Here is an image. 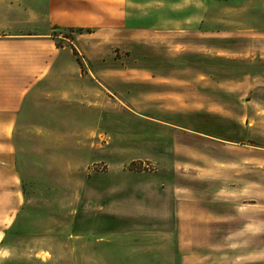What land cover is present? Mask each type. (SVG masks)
I'll return each mask as SVG.
<instances>
[{"label": "rangeland", "instance_id": "374dc122", "mask_svg": "<svg viewBox=\"0 0 264 264\" xmlns=\"http://www.w3.org/2000/svg\"><path fill=\"white\" fill-rule=\"evenodd\" d=\"M215 1L0 0L1 32L59 51L50 89L0 115V264L264 245V0Z\"/></svg>", "mask_w": 264, "mask_h": 264}, {"label": "crops", "instance_id": "0c3cea01", "mask_svg": "<svg viewBox=\"0 0 264 264\" xmlns=\"http://www.w3.org/2000/svg\"><path fill=\"white\" fill-rule=\"evenodd\" d=\"M202 1L203 4H212L211 10L216 9L215 0ZM201 6L204 12L206 5ZM225 6L229 14L230 7ZM0 23H4L2 19ZM1 31L0 29V115L9 119L4 124L11 125L13 117L24 109L26 99L35 91V87L43 84L42 87L48 89L51 86L50 79L57 73L59 51L53 48L52 40L46 38L49 36L47 33ZM228 252L233 254L234 250ZM242 253L244 256L241 264H264V245L243 247ZM225 264H235V261L232 259Z\"/></svg>", "mask_w": 264, "mask_h": 264}]
</instances>
